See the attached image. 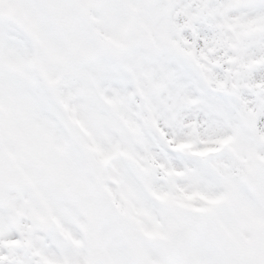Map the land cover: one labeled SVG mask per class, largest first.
<instances>
[{
    "label": "snow or ice",
    "instance_id": "1",
    "mask_svg": "<svg viewBox=\"0 0 264 264\" xmlns=\"http://www.w3.org/2000/svg\"><path fill=\"white\" fill-rule=\"evenodd\" d=\"M0 264H264V0H0Z\"/></svg>",
    "mask_w": 264,
    "mask_h": 264
}]
</instances>
